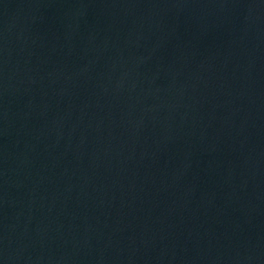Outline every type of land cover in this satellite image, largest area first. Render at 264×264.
Returning a JSON list of instances; mask_svg holds the SVG:
<instances>
[{
  "label": "water",
  "instance_id": "95a60500",
  "mask_svg": "<svg viewBox=\"0 0 264 264\" xmlns=\"http://www.w3.org/2000/svg\"><path fill=\"white\" fill-rule=\"evenodd\" d=\"M0 264H264V0H0Z\"/></svg>",
  "mask_w": 264,
  "mask_h": 264
}]
</instances>
